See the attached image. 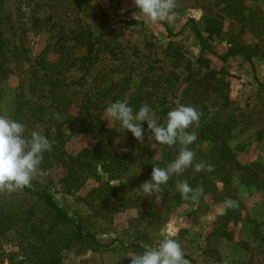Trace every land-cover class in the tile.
I'll return each mask as SVG.
<instances>
[{"label":"rangeland","instance_id":"374dc122","mask_svg":"<svg viewBox=\"0 0 264 264\" xmlns=\"http://www.w3.org/2000/svg\"><path fill=\"white\" fill-rule=\"evenodd\" d=\"M0 2L4 6L0 18L1 22H5V35L10 48L8 65L12 71L2 89L4 106L11 102L13 90L18 84L28 97L36 100L47 93L44 69L35 62V58L48 43L54 41L46 27L48 21L52 23L57 20L70 25L79 21L90 28L95 37L101 33H112L116 36V44L121 47L114 56L100 54V58L83 75L82 89L90 88L96 92L97 86L104 88L123 76L130 79L132 87L145 84V80L150 87L158 84L157 91L164 96L162 102L164 106H169V111L179 105H190L198 109L202 116L208 113L217 121H230L232 130L227 144L236 152L238 164L258 162L264 168L263 25H247L239 34L247 44L259 47L253 56L252 69L251 64L241 56L226 62L218 57L227 49L225 38L238 32L240 23L223 13L216 0H175V19L170 23H150L139 10L127 12L135 7L134 0ZM244 6V14L249 21L254 18L264 23V0H244ZM204 12L222 16L223 30L220 37L210 41L211 51H202L187 23L190 18L198 21ZM114 13L120 16H114ZM168 29L172 35L168 34ZM75 52L82 55L85 50L76 49ZM67 74L73 79L83 74L79 61L67 70ZM143 76L146 79L142 81ZM168 84H172V87L169 88ZM130 91L115 97L113 90L102 105H110L122 100V97L127 100ZM93 97L98 96L93 92ZM151 99H154V95ZM97 100L102 99L98 97ZM105 108L103 112L107 119ZM154 112L158 119V112ZM44 127L40 124L38 131L42 132ZM92 144L93 140L88 135L75 134L66 140L63 150L76 152ZM122 145L123 142L119 144ZM230 168L233 194L243 204L239 220L228 224L231 239L212 234L215 220L220 215L218 208L223 202L207 200V203L199 201V198L167 208L159 196H146L147 212L143 219L138 218V207L118 209L110 218H105L94 212L85 199L89 189L98 183L92 178H88L77 191H68L60 180L61 167H42L30 185L47 186L58 203L75 219H81L101 242H110L119 237L133 239L150 247L155 246L170 229L179 228L174 238L195 264H264V193L241 182L242 170L235 163ZM111 183L122 194L127 189V186L122 188L117 182ZM18 194L17 191H0V198L3 195L21 197ZM133 254L122 250L92 251L76 247L62 264H130L128 255Z\"/></svg>","mask_w":264,"mask_h":264},{"label":"trees","instance_id":"16d2710c","mask_svg":"<svg viewBox=\"0 0 264 264\" xmlns=\"http://www.w3.org/2000/svg\"><path fill=\"white\" fill-rule=\"evenodd\" d=\"M216 1L221 5L220 10L223 13L240 23L239 31L225 38L227 49L218 54V57L226 62L241 56L254 69L253 56L259 47L247 44L240 39L239 34L247 25L260 27L264 26V23L261 24L254 18L249 21V17L244 14V0ZM3 9L4 6L0 2V12ZM132 10L138 9L134 7L127 12ZM113 15L120 16L117 13ZM48 23L46 27L54 41L48 43L35 58V62L44 69L48 84L47 93L36 100L28 97L18 84L13 90L11 102L4 106L2 89L4 84L8 83L12 71L8 65L10 48L5 35V22H1L0 18V116L24 123L26 136L32 131H37L49 139L51 150L44 153L39 168L61 167L60 180L68 191H77L88 178L98 182L85 196L98 215L110 218L118 209L138 207V218L143 219L147 212L146 196L139 186L150 178L153 167H167L177 157L181 145H160L151 139L148 140L150 133H146L142 141H137L129 131H124L118 122L109 123L106 120L103 109L108 104L102 105V102L113 90L115 97H118L130 89L127 101L133 110L136 111L142 104L147 103L158 112V123L164 122L169 106L163 105L164 96L157 91L158 84L150 87L146 84L145 76L140 79H144L145 84H136V87H132V84H129L130 79L123 76L104 88L97 86L96 92L90 88L82 89L83 75L91 69L95 60L100 58V54L114 56L116 50H121L115 42L116 36L112 33H101L95 37L91 29L84 27L79 21L75 22V25L57 20ZM187 23L190 24L202 51H211L210 41L220 37L223 30L222 16L204 12L198 21L190 18ZM262 29L261 36L264 40V28ZM168 34L172 35L169 29ZM82 48L85 52L78 55L75 50ZM77 61L83 67V74L73 79L69 77L67 70ZM110 71L113 70L110 68ZM168 87L171 88L172 84H168ZM93 92L102 100L98 102V97L94 98ZM153 95L154 99H151ZM121 99L124 100L123 97ZM40 124L45 126L42 132L38 131ZM142 124L147 127L146 122ZM231 130L232 124L228 120L217 121L208 113L200 115L199 126L186 129L188 132L195 131L198 137L194 143L188 145L195 153L193 167L183 169L179 175H172L169 181L161 186L160 192L149 195L159 196L167 208L172 204L190 203L192 199H182L177 190L178 183L187 181L193 189L203 188L199 201L209 200L215 203L224 202L226 198L236 201L238 206L227 209L223 215L220 214L212 230V234L228 239L232 238L228 224L238 221L243 209L241 200L233 194L231 164L235 163L242 170L243 184L254 186L264 193L262 164H238L235 159L236 152L227 144ZM75 134L88 135L93 144L67 153L63 150L64 143ZM122 142L123 145L119 146ZM197 163L212 165V170L204 168L195 172L194 165ZM111 182H117L122 188L127 186V189L122 194ZM16 191L21 197L3 195L0 198V264H62L76 247L92 251L122 250L134 254L142 253L146 248L136 240L119 237L110 242H101L81 219H75L58 203L54 193L47 186L30 185ZM184 257L187 264H195L188 254L184 253Z\"/></svg>","mask_w":264,"mask_h":264},{"label":"clouds","instance_id":"9594fccd","mask_svg":"<svg viewBox=\"0 0 264 264\" xmlns=\"http://www.w3.org/2000/svg\"><path fill=\"white\" fill-rule=\"evenodd\" d=\"M135 7L147 22H173L175 0H134ZM107 121L118 122L124 131H129L137 141H142L146 133L148 140L163 146L181 145L177 157L165 168L153 167L150 178L139 187L144 196L161 191L172 175H179L183 169L193 167L195 153L188 147L197 140L195 131L188 132L190 126H199L200 113L190 105H179L167 112L163 123H158L156 113L147 104L134 111L127 100H117L105 108ZM146 122L147 127H143ZM24 123L0 116V191L12 192L30 186L44 153L51 150L49 139L37 131L25 135ZM126 150V149H124ZM212 165L197 163L194 171L200 172ZM181 198L198 200L203 188L193 189L187 181L177 184ZM237 202L226 198L218 208L223 215L227 209L237 207ZM179 228L170 229L155 246L146 247L142 253L128 255L130 264H187L179 242L174 238Z\"/></svg>","mask_w":264,"mask_h":264}]
</instances>
